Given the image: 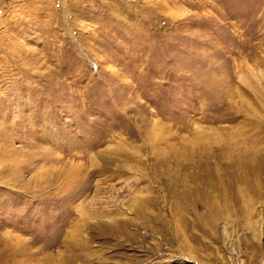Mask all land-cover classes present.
<instances>
[{"label": "rangeland", "instance_id": "rangeland-1", "mask_svg": "<svg viewBox=\"0 0 264 264\" xmlns=\"http://www.w3.org/2000/svg\"><path fill=\"white\" fill-rule=\"evenodd\" d=\"M0 264H264V0H0Z\"/></svg>", "mask_w": 264, "mask_h": 264}, {"label": "bare ground", "instance_id": "bare-ground-1", "mask_svg": "<svg viewBox=\"0 0 264 264\" xmlns=\"http://www.w3.org/2000/svg\"><path fill=\"white\" fill-rule=\"evenodd\" d=\"M212 179L213 178L210 175H201V174H197L196 175L195 174L193 176V180H194V184H195V186L193 187L194 194L196 196L203 194L206 187H208L209 185H213V180ZM184 200L181 201V204H180L181 208L184 209V210L189 209V207L191 206V203H189L190 201L188 202V200H185V201ZM192 201H193V204H194L196 199H193ZM212 207H214V203H213Z\"/></svg>", "mask_w": 264, "mask_h": 264}]
</instances>
